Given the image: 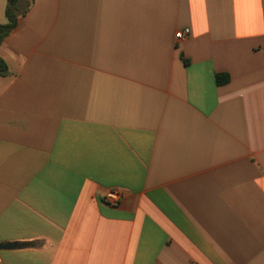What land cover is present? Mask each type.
I'll return each mask as SVG.
<instances>
[{"label": "crops", "instance_id": "1", "mask_svg": "<svg viewBox=\"0 0 264 264\" xmlns=\"http://www.w3.org/2000/svg\"><path fill=\"white\" fill-rule=\"evenodd\" d=\"M17 10L0 41V245H16L0 264H264V0Z\"/></svg>", "mask_w": 264, "mask_h": 264}, {"label": "trees", "instance_id": "2", "mask_svg": "<svg viewBox=\"0 0 264 264\" xmlns=\"http://www.w3.org/2000/svg\"><path fill=\"white\" fill-rule=\"evenodd\" d=\"M19 0H7L6 17L8 23L6 25H0V41L6 38L17 26V5ZM8 75V68L6 63L0 58V77ZM229 81L227 75H217L216 83L225 84Z\"/></svg>", "mask_w": 264, "mask_h": 264}, {"label": "built area", "instance_id": "3", "mask_svg": "<svg viewBox=\"0 0 264 264\" xmlns=\"http://www.w3.org/2000/svg\"><path fill=\"white\" fill-rule=\"evenodd\" d=\"M189 33H190L189 29H186L182 32H178L176 34V39L178 41H181L185 39L189 35ZM122 197H123V194L121 191L110 190L104 195L103 202L110 206H116L121 201Z\"/></svg>", "mask_w": 264, "mask_h": 264}, {"label": "water", "instance_id": "4", "mask_svg": "<svg viewBox=\"0 0 264 264\" xmlns=\"http://www.w3.org/2000/svg\"><path fill=\"white\" fill-rule=\"evenodd\" d=\"M16 245L14 244H5V245H0V249H12L14 248Z\"/></svg>", "mask_w": 264, "mask_h": 264}]
</instances>
